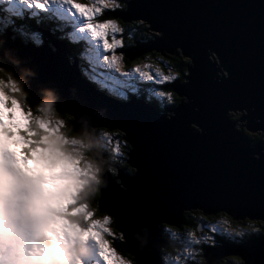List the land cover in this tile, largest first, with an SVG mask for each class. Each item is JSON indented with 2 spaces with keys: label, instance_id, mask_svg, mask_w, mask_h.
Segmentation results:
<instances>
[{
  "label": "water",
  "instance_id": "1",
  "mask_svg": "<svg viewBox=\"0 0 264 264\" xmlns=\"http://www.w3.org/2000/svg\"><path fill=\"white\" fill-rule=\"evenodd\" d=\"M114 17L124 24L143 20L148 30L161 33L124 48L126 60L144 53L177 56V50L189 60L187 83L173 87L186 102L168 110L174 112L171 119L141 99L125 101L94 88L78 63H71L68 43L50 33L39 31L41 45L12 38L11 32L0 40L21 66L36 73L29 80L33 96L41 86L57 90L62 115L106 108L117 125L131 117L135 151L127 166L138 172L130 177L118 168L97 201L98 210L105 212L103 196L116 198L119 220L113 217V229L123 251L135 264H162L161 250L167 243L161 226L179 229L190 206H235L243 216L232 221L264 224V143L251 145L228 117L230 111L240 112L245 131L264 132V0H130L127 11ZM96 114L101 118L99 110ZM195 211L203 216L221 213ZM217 252L212 264L226 257L243 261L245 256L250 264H261L264 237L253 236L242 247L221 240Z\"/></svg>",
  "mask_w": 264,
  "mask_h": 264
},
{
  "label": "clouds",
  "instance_id": "2",
  "mask_svg": "<svg viewBox=\"0 0 264 264\" xmlns=\"http://www.w3.org/2000/svg\"><path fill=\"white\" fill-rule=\"evenodd\" d=\"M105 2L111 11H127L130 0ZM118 20L114 17L111 21L124 31ZM138 23L146 30L143 20ZM144 35L151 40L161 33L149 30ZM39 38L41 42L34 44L43 43L42 35ZM175 53L180 55L179 50ZM113 55L118 61L114 70L122 72L126 58L123 53ZM21 63L0 40V117L8 105L13 116L7 125L0 119V264H90L92 257L100 259L101 253L108 257L103 264H135L114 250L108 251L109 241L104 237L112 236L115 222L97 208L108 176L115 178L121 168L106 142L107 135H117L110 131L117 130L89 122L86 114L62 115L58 108L63 101L53 87L41 86L33 96L29 80L36 73ZM187 76L184 73L181 79L180 72L172 69L163 75L169 84H185ZM160 92L169 105L186 102L173 90ZM163 114H168L167 119L174 116L171 111ZM8 143L19 145V153L10 150ZM258 158L254 153L253 159ZM105 217L111 222L106 223ZM197 255H193L194 264H206L203 258L197 260Z\"/></svg>",
  "mask_w": 264,
  "mask_h": 264
},
{
  "label": "snow or ice",
  "instance_id": "3",
  "mask_svg": "<svg viewBox=\"0 0 264 264\" xmlns=\"http://www.w3.org/2000/svg\"><path fill=\"white\" fill-rule=\"evenodd\" d=\"M20 3H22L27 8H35L38 10H44L46 6L49 3H60L64 5L70 12H73L76 16L80 17L83 20V24L80 26L79 31L86 32L89 38L96 42V44L100 48L99 60L102 62V65L106 66L107 69L114 70L117 66V59L114 55H107L109 52H115V50L118 47H122V41L119 39H116L115 36L118 33H122L123 31H120L114 23H112L111 20H106L102 23H96L94 22V17H97L99 14L102 13V10L109 9L107 3L105 0H97L96 4L94 6H83L80 3L75 2V0H19ZM111 36L112 40L109 42L108 38ZM39 43V41H36ZM182 51V49H181ZM214 52V51H213ZM183 54V53H182ZM185 55V54H183ZM163 59V57H161ZM193 63V61H192ZM145 68L151 69V65H145ZM115 73H119L121 77L127 78L133 77L134 74L139 75V77L146 82H149L150 84L155 85H161V84H169L167 77H163V74L159 69H155V74L153 75L150 71H145L140 69L139 67H136L130 71L127 72H117L114 70ZM163 77V78H162ZM114 80L116 77H112ZM133 93H135L137 90L134 87H131L130 85H127ZM154 92V95L158 97L161 101H164V94L162 92ZM125 101L128 100V97L125 96L123 92L119 94ZM130 103V102H129ZM149 108L148 105L142 104ZM11 105H8L7 108H10ZM5 108L3 117H0L2 119L4 124H8L10 120L13 119L12 114ZM102 110V115L104 119H100L97 117V108L93 109H85L79 114H86L90 120V122L104 125L107 129L112 128H118L119 131L117 132V135H107L106 136V142L109 145H112L113 140H116V143L114 146H112L113 154L117 157V160L120 162L121 166L124 165H132L130 163L131 160V154L135 151L134 145L131 142L134 136V129L131 123V117H129L127 120L121 121L118 125L116 122L109 117V112L106 108H98ZM15 130V129H13ZM119 133H122V139ZM3 139L7 140V137H3ZM121 143H123V148L125 151L123 154H121ZM8 148L14 152L19 153V145L8 143ZM128 171L131 173L130 177L135 176L138 172L137 167L129 168ZM119 174V170L117 172V175ZM107 188V187H106ZM126 190V189H125ZM107 204L104 207V211L108 214L110 217H116L117 220H119V216L117 215L118 209L115 207L117 204V200L115 197H109V196H103ZM99 204V202H98ZM191 211H195L199 209L203 213L207 212H221L223 214H226L229 218H236L239 219L241 214H238V209L235 206H228V205H218L215 207H208V208H202L200 206H190L187 207ZM262 219H264V215L261 216ZM106 223L111 222L105 217ZM226 222V221H225ZM154 223V222H153ZM164 232H168L170 235H174V233L169 232V229L167 225L164 229H162ZM210 235H205L201 238H197L192 232H189L187 234V242L185 244L184 252L182 255L185 257L192 256L194 254L202 255L204 257V260L206 261V264H212L213 260H216L219 256V253L217 252V248L219 246L220 241L217 239V236H220L221 240H227L230 242H233L235 240V243L237 245L243 246V241L253 237V236H261L264 237V232H261L259 229L253 228L251 231H229V229L224 228L222 231L221 229L217 228L214 224L210 225L209 227ZM107 236V234H105ZM196 246H200L199 252L196 251ZM108 251L111 252L112 249L109 247ZM240 256H245V253L238 252ZM108 259V257H105L103 253H101V262L103 264L104 260ZM176 264H181V260L179 257H177ZM186 264V261L184 262ZM236 264H241L240 260H237ZM243 264H250V262L247 260V257L245 256V259L243 260Z\"/></svg>",
  "mask_w": 264,
  "mask_h": 264
},
{
  "label": "rangeland",
  "instance_id": "4",
  "mask_svg": "<svg viewBox=\"0 0 264 264\" xmlns=\"http://www.w3.org/2000/svg\"><path fill=\"white\" fill-rule=\"evenodd\" d=\"M75 2L80 3L83 6H94L96 4L97 0H82V1L81 0H75ZM5 4H8L7 8H5ZM0 8H2L6 12V16L4 18V21L0 20V34L5 29V27L3 25L5 20L9 22L10 26H12L11 23L13 21L14 16L15 17L17 16V17H20V18L23 17V16H27L29 19L26 20V22L30 21L32 23V20H37L41 16H43V12L52 11L54 13H59V17L61 19H66V20H71L72 19V21L74 22L73 26L76 27L75 29L72 30V33H73V36H74V40L77 41L79 38H82V36H85L86 42L91 43L92 44L91 47L95 49L94 52L91 51L90 54L87 55V65H88V67H86L87 68L86 72H87L88 75L90 74L89 75L90 77L86 76L85 72H82L83 75L86 76L88 79H90L92 82L99 84L101 89L106 90L107 92H109L111 95H114V96H120L119 94L121 92H123L126 97H128L130 94L138 96L140 93H142V92H140L138 86L134 82L136 80L134 78H137V79L141 80V78L139 77L138 73L134 74L133 77L127 78L125 80V78L121 77L119 73H115L114 70L107 69L106 66L102 65V62L99 60V55H97V54L100 53L99 46L96 44V42H94L93 40H91V38H89V36L87 35L86 32L79 31L80 26L83 24V20L80 17L76 16L73 12H70L68 10V8H66L64 5H62L60 3H49L44 10H38V9H35V8H27V7H25L22 3L19 2V0H0ZM104 10H109V9H104ZM101 15H102V13L99 14L97 17H94V20H96L95 21L96 23H98L97 19ZM70 17H71V19H70ZM136 22H138V21H136ZM119 26L121 27L120 24H119ZM131 29L133 31L136 30L135 27H133ZM146 30H147L146 33H149L148 25L146 27ZM12 32L14 33V36H18L20 38H22V36H24L26 39H28V40H25V42L30 41V42L36 43L35 41L37 40L38 33L36 31H34V30H31V31L13 30ZM151 32H153V31H151ZM130 35H131V31L130 30H128L126 33H125V30H124L122 33L116 34L115 38L122 41L123 37L130 36ZM107 38H108L109 42H111L112 37L109 36ZM30 39H36V40H30ZM121 48L122 47H118L115 50L114 53L117 54V55L121 54L122 51H123V50H121ZM114 53L113 52H109V53H107V55L111 56ZM210 55L212 56L213 59H214V56L211 53H209V60L213 61L212 58L210 57ZM142 56H143V58H142ZM167 57H174V56L167 53L165 58H164V60ZM136 59L138 60V63H133L132 64V61H131L129 63L130 65H128V66L123 61L124 67L122 69V72L130 71L131 68H133V67H139L142 70L150 71L154 75L156 66L158 65V62H161V60L159 58L156 59V58L151 57L150 53H144L143 55L139 56ZM168 59H166V60L169 61ZM166 60L164 62H166ZM167 63L170 64V62H167ZM146 64L147 65H151L152 66L151 69L145 68L144 66ZM112 77H116V79L114 80ZM127 85H130L131 87H134L137 91L135 93H133L131 91V89ZM148 92L150 93L149 96H155L153 91L147 90V93ZM155 92H157V91H155ZM160 102L166 103L165 100L164 101L160 100ZM229 114L235 116V119H231V118L230 119L233 120V121H236V123H237L236 124V128L238 130H243L244 131V129L242 127H244L245 122L244 121H239L240 117L242 116V114L240 112L232 113L231 111L229 112ZM113 133H117V131H114ZM246 133L248 135L254 136V137L260 136L261 139L264 142V132L260 131V132L250 133V132L246 131ZM121 139H122V136H121ZM258 142L260 143L262 141H258ZM115 143H116V140L114 139L113 142H112V145H110V146L111 147L114 146ZM250 144H251V142H250ZM251 145H253V144H251ZM121 151H125L124 148H123V143H121ZM190 212H193V211H190ZM219 214H222V213H218V215ZM210 217H213V215H211ZM232 222L233 221L230 218H226V217H223L222 215H220L219 217H215L213 221H210V219H209L208 226H206L202 231L193 230L192 228H185L184 231H182V233H178L175 230H171V231L169 230V232L174 233V235H170L168 232H166V235L169 238H171V239H178L180 241V244H183V243L186 244V242H187V234L189 232H192L197 238H201V237H203L205 235H210L211 234L209 232V227H210V225H213V224L217 228L221 229V231L224 228L229 229V231H244V230L241 229L242 228V227H240L241 225L239 226L240 223H232ZM238 222H240V221H238ZM244 222H246V226L248 228H250V229L255 228L254 223H252L250 221H244ZM164 228L165 227L162 226L161 227V231ZM113 231H115V230L113 229ZM162 232H164V231H162ZM104 238L107 239V240L108 239L110 240L109 241V247L112 250H114V248L111 245V243H114V242L120 240L118 235L115 234V233H113L112 236H105ZM184 238H186V239H184ZM184 248L185 247H183V249ZM196 251L199 252L197 247H196ZM115 252L117 253L118 256H121V257H123L125 259H128L126 256H124L119 251H115ZM187 257H188V259L192 258V256H187ZM230 258L231 257H226L224 259H230ZM164 260H165V262L167 264H169V261L172 262L174 259H173L172 256H170V254H168V255H164ZM90 264H102V262L97 256L94 255L92 257L91 261H90Z\"/></svg>",
  "mask_w": 264,
  "mask_h": 264
},
{
  "label": "trees",
  "instance_id": "5",
  "mask_svg": "<svg viewBox=\"0 0 264 264\" xmlns=\"http://www.w3.org/2000/svg\"><path fill=\"white\" fill-rule=\"evenodd\" d=\"M82 1V0H81ZM119 12H122V11H119V10H116V11H110V10H103L102 11V15L97 19L98 23H102L106 20H112L114 18V15L119 13ZM2 15H6V12L4 11L2 13ZM42 17V18H41ZM39 19L37 20H32V23L29 21V22H26L24 21V19H21L20 17L18 19L16 18H13V21H12V26L11 27H6V29H9V30H18V31H21V30H25V31H31V30H36L38 27H43V28H47L49 30H51L55 37H57L58 39H60L62 42L65 43L66 39H65V34L64 32L62 31V29L60 27H55L54 25H51L50 23H54V24H57L56 21L53 19V17H49L48 14H43V16H41ZM3 19V17H2ZM15 20V21H14ZM96 20H94L95 22ZM118 23L121 25V27L125 30V33L130 30L131 31V35L130 36H126V37H123V40H122V48L121 50H123L124 48L128 49L129 47L131 48L132 46L136 45V43L138 42H145V41H148L149 38H145V33H146V30H145V27L144 25H141L139 24L138 22H133V23H130V24H124L122 23L120 20H118ZM135 27L136 30H132L131 28ZM17 37V36H15ZM14 38V37H12ZM24 40H23V39ZM22 41L25 42V40H28L26 39L24 36H22ZM30 40H36V39H30ZM36 41H39L41 42L40 38L37 39ZM35 41V42H36ZM29 42V41H27ZM67 42V41H66ZM91 43L88 44V42H86V38L85 36H82V39L81 41L78 43V44H71V43H68L67 46L69 47L70 49V52H69V56L73 58L72 62L76 61L78 64H79V68H82V71L85 72L86 76H89L86 72L88 65H87V55L90 54L91 51H95L94 48H92L90 46ZM92 45V44H91ZM123 53V52H122ZM151 57L153 58H160L161 56H158L157 54L155 53H150ZM143 58V56H142ZM169 58V59H168ZM166 59H168L169 61H167ZM165 60L166 62H164V58L163 59H160L161 62H158V66H159V69L161 71V73L163 75H167L169 73V70L172 69L174 71H179L180 72V75H181V79H183L184 77V73H187V66L189 64V60L186 59V58H183L182 56H174V57H167ZM125 64L128 66L130 65L129 61L128 60H124ZM167 62H170V64H168ZM133 63H138V60L135 59ZM85 76V77H86ZM90 77V76H89ZM136 79L134 82L136 83V85L138 86L140 93L138 96L141 97L142 99H144L145 101L147 102H150L155 108L156 110L160 111V112H168L169 109L175 107L173 105H169L166 103H162L160 102V99L158 97H155V96H149L150 93L148 92L147 93V90H150V91H166V90H173V87L175 85H178L180 84L179 82H173L172 84H161V85H155V84H150L149 82H140L139 79L137 78H134ZM90 80V79H89ZM91 81V80H90ZM92 83V86L96 89H99L101 91H104V92H107L106 90L104 89H101L99 84L97 83ZM175 93V92H174ZM137 96V97H138ZM175 96L177 97V94L175 93ZM178 98V97H177ZM67 117V116H65ZM229 117L231 119H235V116L233 115H229ZM110 132H114V131H110ZM244 135L248 138H250L251 136L248 135L246 132H244ZM254 141H262L263 140L261 139L260 136H257V137H254ZM253 141V142H254ZM252 142V144H253ZM264 143V142H263ZM118 166H120L125 172L131 174L128 169L129 167L127 165H124V166H121L120 164H118ZM220 215H223V214H219L215 217H219ZM215 217H203L199 211H193V212H186L184 213V218H183V224H182V227H187V228H192L193 230H196L197 229V221H200L202 219L204 220H208L210 219V221H213ZM205 223V221H203ZM234 223V222H232ZM239 226L242 227L241 229L244 230V231H251L252 229L248 228L246 226V222H239ZM254 223V226L256 229H259L261 232L264 231V224L263 223H260V222H253ZM204 228L206 226H208V224H203ZM165 227V226H164ZM203 228V229H204ZM237 228V227H236ZM170 230H175L174 228H169ZM113 233L117 234L118 237L120 238V235L118 233H116V231H113ZM164 234V232H162ZM168 237V236H167ZM168 239H171L168 237ZM108 241H110L108 239ZM120 240L114 242V243H111V245L113 246L114 250L115 251H119L120 253H122L124 256H126L129 260H132V258L127 255L122 247L120 246ZM172 243V241H170ZM178 245L180 244L179 241L176 242ZM180 251V250H179ZM181 252H184V250H181ZM173 254H176L175 251H172ZM200 257V258H199ZM180 258V257H179ZM201 259V255H197L196 256V259L198 260ZM181 260V264H184V260H182V258H180ZM237 260H239L238 258H230V259H224L220 262V264H236ZM186 264H194V261H193V257L192 258H189V259H186Z\"/></svg>",
  "mask_w": 264,
  "mask_h": 264
},
{
  "label": "flooded vegetation",
  "instance_id": "6",
  "mask_svg": "<svg viewBox=\"0 0 264 264\" xmlns=\"http://www.w3.org/2000/svg\"><path fill=\"white\" fill-rule=\"evenodd\" d=\"M245 137H246V136H245ZM246 139H247L248 141H250V142H253V141H254V136H251L250 138L246 137ZM256 142H258V141H256ZM253 144H254V142H253ZM203 221H205V223H204ZM197 224H201V227H202V230H203V228H204L203 224H208V220H204V219H202L201 222H200V221H197ZM185 228H187V227H186V226H185V227H182L181 229L176 230V232L180 233V232L183 231ZM197 229H198V227H197ZM202 230H201V231H202ZM203 233H204V232H203ZM217 239H219L218 236H217ZM170 241H172V240H171V239H168V243H169V245H168V247H167L166 249H164V251L162 252V254H164V255H168V254H170V256L173 257L174 260H173L172 262L169 261V264H176L177 257L182 258V259L184 260V262H185V261H186L185 256L182 255L183 252H181V250H182L183 248L178 247V244H177L176 242H173V241H172V243H171ZM196 247H197L198 250H200V246H196ZM179 248H180V249H179ZM179 250H180V251H179ZM172 251H175L176 254H173ZM199 258H200V257H199ZM199 258H198V260H199ZM164 264H166V263L164 262Z\"/></svg>",
  "mask_w": 264,
  "mask_h": 264
},
{
  "label": "bare ground",
  "instance_id": "7",
  "mask_svg": "<svg viewBox=\"0 0 264 264\" xmlns=\"http://www.w3.org/2000/svg\"><path fill=\"white\" fill-rule=\"evenodd\" d=\"M183 99H184V97H183ZM229 115H230V114H228V117H229ZM229 119H230V117H229ZM245 123H246V122H245ZM240 131L242 132L243 136L245 137V135H244V131H245V130H244V131H243V130H240ZM245 132H246V131H245ZM255 143H256V141H254V144H255ZM121 169H122V168H121ZM163 226H165V225H163ZM161 227H162V226H161ZM167 227H168V229H169V228H174V227H169V226H167ZM174 229H175V231H176V230L181 229V227H180L179 229H177V228H174ZM169 230H170V229H169ZM170 231H171V230H170ZM164 235L167 236V235H166V232H164Z\"/></svg>",
  "mask_w": 264,
  "mask_h": 264
}]
</instances>
